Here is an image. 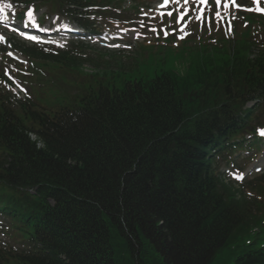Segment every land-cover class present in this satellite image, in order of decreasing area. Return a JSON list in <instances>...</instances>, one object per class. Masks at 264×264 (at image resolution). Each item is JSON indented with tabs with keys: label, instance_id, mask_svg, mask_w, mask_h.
Wrapping results in <instances>:
<instances>
[{
	"label": "trees",
	"instance_id": "obj_1",
	"mask_svg": "<svg viewBox=\"0 0 264 264\" xmlns=\"http://www.w3.org/2000/svg\"><path fill=\"white\" fill-rule=\"evenodd\" d=\"M65 2L74 0L55 5ZM224 46L183 73L122 89L102 84L72 107L41 113L42 150L0 114L10 143L3 153L14 161L0 165V178L16 180V189L1 181L4 204L26 221L23 229L10 226L29 242L20 252L0 246V264H264L261 239L240 222L225 185L193 181L183 191L171 171L182 164L191 176L195 146L233 133L244 100L264 97V53L251 59L230 41ZM32 52L51 64L77 63L68 52ZM64 186L68 207L49 213L40 200ZM110 203V214L98 209Z\"/></svg>",
	"mask_w": 264,
	"mask_h": 264
},
{
	"label": "rangeland",
	"instance_id": "obj_2",
	"mask_svg": "<svg viewBox=\"0 0 264 264\" xmlns=\"http://www.w3.org/2000/svg\"><path fill=\"white\" fill-rule=\"evenodd\" d=\"M129 1V0H128ZM133 1V7L136 9L138 7L143 6L144 0H131ZM135 1V3H134ZM145 5L150 6V8L157 13L156 11L160 12L162 9L159 7L158 2L160 0H145ZM181 2V1H180ZM178 7H180L179 4H176ZM130 10V9H129ZM127 10L124 12V10H119V16H125L128 14L135 13L134 9L133 11ZM60 21V20H59ZM106 22H110L105 20ZM62 22V21H60ZM65 22V21H64ZM218 23V22H217ZM113 26H107L104 28L105 32H112ZM172 32L170 37H163L161 35H158V37L149 39L147 38L146 41L141 43L138 46L139 52L138 55L135 58L136 64H135V71L134 75L136 76H143V77H151L154 76L156 73L161 72L163 68L166 69H176L178 66H180L181 60L184 59V51H188L192 48V40H190L187 37V30L183 31V39H179L178 36H176V32L178 31L175 27H169L168 32ZM153 32L151 35L153 36ZM95 49L101 48L99 45H91ZM99 46V47H98ZM135 48V47H134ZM240 155H243L242 153H239ZM252 155V154H251ZM256 158L254 160L245 161L243 159L240 160L239 166L242 168H249L252 164L259 161L257 164L263 163L264 164V147L263 151H258L256 154ZM258 159V160H257ZM256 160V161H255ZM250 174V172H247Z\"/></svg>",
	"mask_w": 264,
	"mask_h": 264
},
{
	"label": "snow or ice",
	"instance_id": "obj_3",
	"mask_svg": "<svg viewBox=\"0 0 264 264\" xmlns=\"http://www.w3.org/2000/svg\"><path fill=\"white\" fill-rule=\"evenodd\" d=\"M169 2L179 4L180 3V0H163V4H161L159 7H161V8L166 7L169 4ZM201 2L206 3L207 0H201ZM215 2L217 4H219L220 3V0H215ZM232 2L235 3V0H232ZM253 2L256 3L257 5L260 4V0H253ZM184 3L187 4L188 3V0H184ZM225 6L227 7V5H225ZM6 7H11V5L10 4L9 5H6ZM0 11H3V9H0ZM256 11L261 12L262 14H264V8H261L259 6L256 8ZM186 14H187L186 11L179 13L178 19H177V23H179L180 21H182L184 19V16ZM28 15H29V17H31L32 13L29 12ZM161 15L163 16V13H161ZM167 15L168 16H171L172 15V12H168ZM217 16H219V13H217ZM198 19H199V17H198ZM186 27H187V24H185L184 27L180 29V31L183 32ZM152 31H156V30L155 29H152ZM164 34L167 35L168 33L165 31ZM180 38L183 39V36H181ZM259 134L262 135V136H264V130H260V133ZM237 178L238 179H242L243 177L242 176H238Z\"/></svg>",
	"mask_w": 264,
	"mask_h": 264
}]
</instances>
